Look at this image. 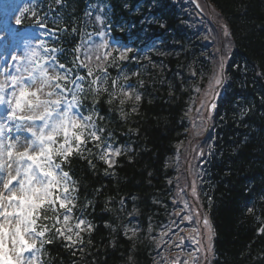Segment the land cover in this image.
<instances>
[{"label":"trees","instance_id":"obj_1","mask_svg":"<svg viewBox=\"0 0 264 264\" xmlns=\"http://www.w3.org/2000/svg\"><path fill=\"white\" fill-rule=\"evenodd\" d=\"M95 1L62 0L59 18L64 14V24H59L66 30V38H73L83 25L91 27L93 23L85 22V13L89 11L94 16ZM106 1L112 25H131L132 35H136L141 25L147 24L140 21L150 14L155 19L148 24L150 33H158L168 44L173 39V45L181 47L184 34L179 21L166 16L162 5L167 6L169 2L173 5V0H145L142 10L131 12L135 0ZM209 1L225 19L234 42L228 54L227 80L218 97L215 116L217 157L212 170L216 182L210 191L209 204L216 229L214 264H264V234L257 233V229L264 226V199H261L264 197V0ZM185 49L189 51L186 58L170 54L162 57L166 70L154 69L152 73L148 70L149 76L140 75L145 82L139 113L130 115L127 120L119 118L117 105H112L113 110H110L105 102L108 97L103 93L98 97L89 96L91 103L93 99L99 100L95 107L105 118L102 125L115 137L132 143L133 151L121 157L112 170L115 174L108 176L104 175L106 167L99 160L95 161V170L86 160H71L69 169L80 186L79 201L81 204L93 201L94 207L86 211H92L90 218L97 228L91 235V246L85 237L87 255L84 259L80 252L73 256L61 242L48 246L54 264H129V256L133 257L134 264H150L145 242L126 238L116 210L104 209L109 197L115 201L124 194L136 197L141 217L153 214L156 204L153 201L158 197L164 174V160L173 152L174 143L184 136V110L192 93L191 63L197 67L196 79L203 74L198 73L201 47L196 45L191 51L187 45ZM130 107L127 105L125 110L130 111ZM242 109H248L244 117H240ZM129 129H138V134L130 133ZM127 132L131 136L125 135ZM249 207L255 209L254 214L247 213ZM256 216L261 219L257 221ZM106 221L117 231L105 228Z\"/></svg>","mask_w":264,"mask_h":264},{"label":"snow or ice","instance_id":"obj_2","mask_svg":"<svg viewBox=\"0 0 264 264\" xmlns=\"http://www.w3.org/2000/svg\"><path fill=\"white\" fill-rule=\"evenodd\" d=\"M60 2L61 0H57V3ZM96 21L103 25L102 15H96ZM21 23V17L17 15L15 24ZM37 24L44 29L45 34H48L43 21H37ZM221 28L223 35L228 37L230 35L228 26L222 24ZM95 34L101 38V42L95 44V51L100 53L101 49L106 50L108 47L104 40L106 34L104 31ZM91 35L89 34L86 41L89 48L93 45ZM37 47L44 48V42ZM73 51L88 56V51L81 46ZM131 51V48H126L120 53L118 61L112 59V64L129 59L128 54ZM61 52L59 48H44V55L49 59L41 60L37 48L29 46L22 56L12 57L16 64L15 70L21 75L0 72V75L6 77L0 82V104H6L8 109L6 116L0 119V264H45L43 257L46 254L50 255L47 253L48 246L57 242H61L65 250L71 251L73 256L80 252L81 259L86 258L85 237H88L87 244L91 246V235L97 225L87 218L85 212L87 208L94 207V203L92 200H87L85 204L80 203L79 182L73 178L70 170H64L65 166L70 165L73 158H79L86 160L88 166L95 170V161L99 160L106 165L104 175H114L112 170L118 164V158L133 151L131 146H116L113 142V133L107 127L99 126L98 122L105 118L99 115L95 107L99 103L98 99L92 100L93 107L88 115L74 110L82 106V96L86 92L96 97L103 93L108 97L105 102L110 106V110H113L112 105L118 104L116 110L119 112V118L127 120L130 115L139 113L143 97L137 85L128 83L129 76L126 74H118L116 78L109 77L107 70L109 65L106 62L110 60L112 54L107 52L96 56L95 69L88 63L81 62L78 65L86 69L87 76L71 78L66 70L67 66L56 61V56ZM224 67L221 60L209 78L207 89L203 90L202 96L200 86L191 89L200 98L199 106H196L195 100L192 104L196 116L201 118V127L207 123L205 117L211 119L217 108V98L227 80L224 76ZM52 70L63 71L64 75H49ZM25 72L26 76L23 75ZM190 75L195 77L197 72L193 71ZM121 78L124 83H120ZM61 80L64 81L63 85L60 83ZM69 80L71 87L68 86ZM84 81H87V88ZM9 82L12 89L10 93H6L5 88ZM26 84L28 87H25ZM138 86L141 88L144 86L142 80L138 81ZM32 88L35 90H30ZM45 88L51 90L45 92ZM127 105H131L130 111L125 110ZM188 112L191 113L192 108H189ZM247 112L248 109H242L240 117H244ZM36 121L41 123L37 125ZM138 131L129 129V132L134 134H138ZM89 144L92 145L91 148L88 147ZM177 148L179 149L180 145H177ZM208 148L211 151L213 145L209 144ZM199 155L203 157V151ZM131 159L129 156L130 162ZM96 191L99 192L100 189ZM177 196L181 197L180 200H174L173 203L181 202L183 208L175 215L183 214V220L194 221L198 226L202 224L206 232L207 246L205 247L201 240L194 239L193 243L199 247L191 254V258L182 259L181 255H177L171 259V264H198L201 252L207 255L214 251L212 243L214 228L208 214L201 210L195 181L191 184V196L194 198L195 207L189 205L180 192ZM132 199L135 200L136 197ZM208 199L211 203L212 198ZM111 201L112 198L109 197L105 211L112 210L107 207ZM153 203L158 204L159 201L154 200ZM123 205L122 198L121 207ZM132 211L138 214L136 208ZM254 211L253 207L247 208L248 214H254ZM255 219L259 221L261 218L256 216ZM104 227L111 228L113 232L117 231V228L107 221ZM152 230V225L149 224V233ZM138 231V228L123 226L124 235L129 240L137 238ZM192 232L200 235V228L194 227ZM257 233L264 234V226L258 228ZM167 234L165 231L160 232V238L155 241L157 247L164 243L163 238ZM6 244L8 247H5ZM175 246L181 247L179 244ZM129 264H134L132 256H129Z\"/></svg>","mask_w":264,"mask_h":264},{"label":"rangeland","instance_id":"obj_3","mask_svg":"<svg viewBox=\"0 0 264 264\" xmlns=\"http://www.w3.org/2000/svg\"><path fill=\"white\" fill-rule=\"evenodd\" d=\"M189 108H192V112L191 113H189V112L187 113V120H188V123H189V128H191L193 131H196L198 133V130L200 132V130L203 128V127H201V125H202L201 118L196 116L195 108L193 107L192 103L190 104ZM191 125H192V127H191ZM173 253L176 254V252H173ZM167 257H168V255H166V254L162 255L163 260H160L161 258H158L157 262H160V264H166L165 259Z\"/></svg>","mask_w":264,"mask_h":264}]
</instances>
